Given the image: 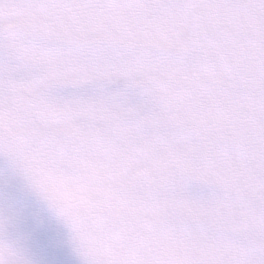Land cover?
I'll return each instance as SVG.
<instances>
[{
	"label": "snow or ice",
	"instance_id": "obj_1",
	"mask_svg": "<svg viewBox=\"0 0 264 264\" xmlns=\"http://www.w3.org/2000/svg\"><path fill=\"white\" fill-rule=\"evenodd\" d=\"M0 264H264V0H0Z\"/></svg>",
	"mask_w": 264,
	"mask_h": 264
}]
</instances>
